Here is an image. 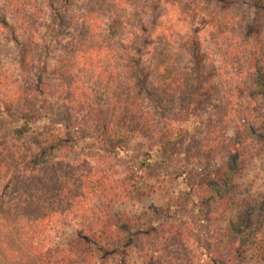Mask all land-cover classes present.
Masks as SVG:
<instances>
[{
    "label": "trees",
    "instance_id": "obj_1",
    "mask_svg": "<svg viewBox=\"0 0 264 264\" xmlns=\"http://www.w3.org/2000/svg\"><path fill=\"white\" fill-rule=\"evenodd\" d=\"M2 2L0 264H138L128 257L144 248L142 264H251L240 255L264 229V200L252 219L259 199L227 196L241 144L226 124L238 113L251 128L243 81L264 65V0ZM220 91L226 111L214 101ZM174 100L171 116L161 102ZM218 110L204 129L202 114ZM49 131L65 137L34 148L31 140ZM122 136L145 143L117 166ZM197 137L207 156L230 162L193 183L186 155L173 150ZM174 180L191 199L179 205L181 193L164 191L156 227L111 216L118 202L155 195ZM209 200L222 206L217 217L232 205L238 217L214 231L229 241L224 252L210 244L199 253L194 240L191 252L186 230L198 219L197 201Z\"/></svg>",
    "mask_w": 264,
    "mask_h": 264
},
{
    "label": "rangeland",
    "instance_id": "obj_2",
    "mask_svg": "<svg viewBox=\"0 0 264 264\" xmlns=\"http://www.w3.org/2000/svg\"><path fill=\"white\" fill-rule=\"evenodd\" d=\"M3 11V2L0 0V14L3 13ZM132 15V19L134 20L133 11ZM183 55L187 58L188 52H183ZM209 60L211 62L214 59L210 58ZM258 67L259 68H257V70L250 73L246 81L245 79L243 81V84L245 83V96L248 98V102L252 103L251 105L249 104L251 114L249 117L251 120L250 130H246V128H244L245 126L239 120L238 113H230L228 115L230 120H228V123L226 124L228 137H232L241 144L238 154L232 160L233 165L231 172L229 173L231 178H227L233 186L227 196L233 199H239L240 201H244L246 199L251 201L252 199H259L260 203L258 206H254L255 210L252 213V219L256 217V214L258 215L260 213L259 207L262 205L261 200H264V159L262 158L264 155V65L260 64ZM143 98L147 101V99H145L146 95H143ZM155 98L159 101L160 95L155 94ZM223 98H225L223 91L214 94V101H216L215 104L219 106L220 109L224 107V111H226ZM147 102L150 103L149 107L153 109L154 104L149 100ZM177 104L176 100L173 101V104L171 103L168 106L167 104L165 105L161 102V107L163 108V111H169L171 116H173L178 110ZM234 108L235 106H232L229 111L231 112ZM235 110H239V108H235ZM155 112V118L158 119L160 115ZM222 112L223 110H218L202 114L203 127L208 126L210 122L214 121L212 118L215 114H222ZM204 129H206V127ZM48 134L40 133V136H37L38 138L34 137L31 140L33 147H44L45 145L52 144V142L55 141V137L62 139L65 137L63 132L57 133L49 131ZM122 137L123 138H120V141L123 142L120 148L122 152H120L117 158L112 161V163L117 166L125 164V154H129L128 156H130L145 143L142 139L135 138L133 136ZM198 141H200L198 137L195 138V140H183L182 142H179L173 150L177 154L184 153L186 155L185 161L187 162L191 173V175L188 174V177L193 183L194 181L192 179L199 178V176H194L195 174L205 173L208 177L214 172H225L229 166L228 162H230L227 158H223L220 161L210 158L201 150ZM82 152L83 151L80 150L76 153L80 154ZM201 177L204 178L203 176ZM160 188L161 189L158 190L155 195H149L139 201L133 200L130 202H118L111 208V216L114 217L117 213L131 216L136 220V226L138 228L147 230L150 226L156 227L155 222H159L158 217L154 216L153 213L159 205L164 202L163 196L167 194V192L164 191L169 189V191H173L176 196L181 193L183 199L178 201L176 200V204L179 205H183L186 200L191 199L190 193L189 195L187 194L188 190H186V192L184 191V185L181 184V180H174L173 182L166 183L161 182ZM193 188L195 189L196 186L193 185ZM196 204V209L199 211L198 213H195V218L198 219H195V225L192 228H188L186 230L188 236H186L185 242L190 246L191 252L195 249V247L192 248L191 246V243H194V241L201 242L202 248H199V253L205 254L208 252L206 247L210 244L212 245L211 247L214 248V252H217V250L224 252L225 243H228L229 241L220 234L214 233V231L218 226V228H220V226L224 228L226 223L234 221L235 218L238 217V210L232 205L228 210H224V213H222L221 216L217 217V210L222 208L220 203L209 200L205 205L204 201H197ZM260 232L261 235H258L256 238V243L253 244L251 248L247 249L244 256L240 255L241 258H253V262H251V264H264V229ZM204 238H210V243H206ZM146 243L149 244V241ZM147 246L149 247V245ZM175 248L176 247H170V250H174ZM146 249L147 248H144L143 250H134L128 258H132L131 260L134 261L137 260L138 264L145 263L148 258V255H145L148 254ZM194 252L196 253L197 251ZM219 256L222 255L220 254Z\"/></svg>",
    "mask_w": 264,
    "mask_h": 264
}]
</instances>
